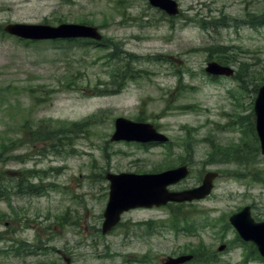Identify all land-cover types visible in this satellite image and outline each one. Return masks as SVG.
<instances>
[{"label": "rangeland", "instance_id": "1", "mask_svg": "<svg viewBox=\"0 0 264 264\" xmlns=\"http://www.w3.org/2000/svg\"><path fill=\"white\" fill-rule=\"evenodd\" d=\"M176 1L169 17L148 0H0V264H65L59 251L72 264H264L229 221L248 205L264 220V0ZM11 23L96 26L107 44L20 41L3 32ZM210 62L233 75L212 76ZM118 118L154 125L168 144L112 142ZM184 163L191 175L170 189L214 171L211 196L133 210L100 233L107 173Z\"/></svg>", "mask_w": 264, "mask_h": 264}, {"label": "water", "instance_id": "2", "mask_svg": "<svg viewBox=\"0 0 264 264\" xmlns=\"http://www.w3.org/2000/svg\"><path fill=\"white\" fill-rule=\"evenodd\" d=\"M149 4L165 12L169 17L180 14V6L176 0H148ZM4 32L30 41H47L59 39H91L102 41L103 35L95 26L84 24H61L50 26L44 24L11 23L4 27ZM206 72L214 76H232L234 71L230 67L221 66L216 62L208 64ZM256 130L264 155V86L259 90L255 101ZM112 141H127L139 143L167 142L168 138L159 133L153 125L133 122L125 118H118L115 122V133ZM190 173L187 166L170 169L158 174H107L110 181V198L105 210L103 233L106 234L115 227L122 213L136 208H152L167 205L169 202L184 203L205 199L212 191L216 172H208L202 185L189 190L173 192L169 186L177 184ZM231 224L239 236L246 242L256 245L261 256L264 257V221L257 222L250 207L230 217ZM226 245L219 247L222 252ZM193 259L192 255L168 257L163 264H185Z\"/></svg>", "mask_w": 264, "mask_h": 264}, {"label": "trees", "instance_id": "3", "mask_svg": "<svg viewBox=\"0 0 264 264\" xmlns=\"http://www.w3.org/2000/svg\"><path fill=\"white\" fill-rule=\"evenodd\" d=\"M204 27V26H203ZM20 41H23V40H20ZM27 42H30V41H27ZM56 42H59V41H56ZM68 42H72V41H68ZM107 43L105 42V41H103V43H102V46H105ZM101 45V44H100ZM211 49V50H210ZM209 49V51H210V54H211V56L213 55V54H215V58L217 57V55L219 56L218 58H217V60L218 61H220V62H222V63H226L227 61H226V59H224V57H221V56H223V54H224V51L222 50V52L219 54L218 53V51L217 52H213V50H214V48H210ZM218 49H224V47H218ZM212 59H213V57H212ZM82 126H84V124H81V123H71L70 125H68V127H69V132H71V131H73V129H75V130H80V128H82ZM47 138H49V139H46V138H44L43 140H45V141H49V140H51L52 139V137H47ZM1 194H3V193H1V191H0V196H2ZM3 196H4V194H3ZM2 198V197H1ZM0 198V199H1ZM183 229L184 230H186V231H188V232H190V231H192V230H190L188 227H183ZM239 238V237H238ZM239 240V239H238ZM252 251L254 252V253H256L258 256H259V253H258V251H257V249L255 248V246H252ZM260 257V256H259Z\"/></svg>", "mask_w": 264, "mask_h": 264}, {"label": "flooded vegetation", "instance_id": "4", "mask_svg": "<svg viewBox=\"0 0 264 264\" xmlns=\"http://www.w3.org/2000/svg\"><path fill=\"white\" fill-rule=\"evenodd\" d=\"M196 187H197V186H196ZM194 188H195V187H194ZM136 210H137V209H136ZM131 211H133V210H130V211H128V212L123 213V214L121 215V218H120L118 224H117V225H116V226H115L110 232H108V233H106V234L109 235V234L113 233V231H114V230H115V229L121 224L124 215L127 214V213H129V212H131ZM104 220H105V216H104V213H103V223H104ZM103 223H102V225H103ZM100 233H102L103 235H106V234L103 233L102 227H101ZM58 253H59L60 257L63 258V261L65 262V264H72V259H71L70 257H69V258L66 257V256H67L66 253H64L63 251H59Z\"/></svg>", "mask_w": 264, "mask_h": 264}]
</instances>
